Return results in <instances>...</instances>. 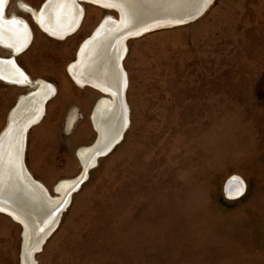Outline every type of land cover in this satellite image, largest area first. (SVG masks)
<instances>
[{"label":"rangeland","instance_id":"374dc122","mask_svg":"<svg viewBox=\"0 0 264 264\" xmlns=\"http://www.w3.org/2000/svg\"><path fill=\"white\" fill-rule=\"evenodd\" d=\"M45 1L10 0L4 14L33 31L18 66L56 89L26 133L25 163L58 198V185L82 174L79 152L97 138L91 114L108 97L75 84L68 68L118 13L80 3L77 32L58 41L35 23ZM126 48L129 127L72 193L36 264H264V0H215L198 21ZM31 91L0 80V133ZM234 177L245 193L228 200ZM10 217L0 213V264H21L23 229Z\"/></svg>","mask_w":264,"mask_h":264},{"label":"bare ground","instance_id":"6f19581e","mask_svg":"<svg viewBox=\"0 0 264 264\" xmlns=\"http://www.w3.org/2000/svg\"><path fill=\"white\" fill-rule=\"evenodd\" d=\"M83 1L104 9L118 7L121 15L120 19L106 18L111 27L109 26L103 35H98L89 48L79 52V63L77 62L76 65L72 63L68 69L70 76L80 87L89 86L111 96L98 102L99 107L93 115L94 126L101 137L103 136L104 143L108 139L118 137L129 124V109L124 98L127 76L121 64L127 51L126 37H121V31L125 25H137L140 20L156 15L163 16L160 21L173 19L179 14L182 15L194 9L202 0H112L120 6L106 0ZM78 2V0H57L45 11L33 13L34 19L42 32L55 40L64 41L68 38L67 35L72 34L73 30L81 24L84 11ZM8 3L9 0H0V46L18 56L30 45L32 33L24 20L3 16ZM19 8L28 10L23 3H19ZM93 40L86 42L84 48ZM20 74L21 76L14 69L13 58L0 59L1 80L32 88L29 94L21 98L19 105L11 113L7 129H11L12 133L0 161V213L13 217L14 221L20 222L25 227L26 241L31 228L35 233H39L52 221L54 216L51 213L65 200L66 196L63 210L68 207L74 192L72 188L80 182L90 165L97 164L98 155L103 150L94 152L96 148L91 146L79 152V159L83 166L82 174L73 181L60 183L56 190L58 198H52L43 186L33 182V177L25 171L22 164L26 133L31 124L41 120L44 113V101L51 96H37L34 105L36 117L29 121L24 113L25 101L34 97L33 95L38 93L39 89L46 91L50 88L52 92L55 89L41 81L31 84L29 77L23 71ZM225 186L228 200H237L245 193V183L240 178L229 179ZM63 210L61 213L64 212ZM57 216L59 217V214ZM25 256L22 262L29 264ZM30 263L36 264L32 255H30Z\"/></svg>","mask_w":264,"mask_h":264},{"label":"water","instance_id":"95a60500","mask_svg":"<svg viewBox=\"0 0 264 264\" xmlns=\"http://www.w3.org/2000/svg\"><path fill=\"white\" fill-rule=\"evenodd\" d=\"M53 1L54 0H46L43 3V5L40 7L39 12L45 11L49 6L53 5V3L56 2L57 0H55L54 2ZM78 1H79L78 3H84L83 0H78ZM106 1H109L111 4L114 3V4L118 5V6H120L115 1H112V0H106ZM214 1L215 0H202L200 3H198V5H196L194 7V9H192V10H190L188 12H184V14H182V15L179 14V16L177 15L173 19H167L165 21H160V19L163 16H157L156 15V16L151 17L149 19L140 20L137 23V25L136 24L135 25L126 24L124 29L121 31V37L122 38L126 37L125 43H127L130 39L140 38V37H142V36H144L146 34H149V33L161 30V29H167V28H172V27H181V26H185V25L194 23V22L198 21L199 19H201L207 13V11L213 5ZM102 9H104V8H102ZM104 10L114 11V12L118 13V19H120L121 15H120V11H119L118 7L117 8H105ZM4 15L6 16L7 13L5 12ZM109 26L110 25H109V23H107V19L106 18L103 19L101 21V23L97 26V28L93 31L91 36L83 41V43L79 47L78 54L81 51H85L86 48H89V46H91L94 43L95 39H97L98 35L100 36V35H103L104 32H107V29L109 28ZM78 28L73 30L72 34H68L67 37H69V35L71 36V35L75 34L77 32ZM91 39H94L93 42L92 43L90 42L91 44L89 43L90 45H87L84 48L86 42L90 41ZM78 54H77L76 60L74 62L75 65L79 63L78 62L79 61ZM10 57L13 58V60L16 63L17 54L14 53V52L10 53ZM101 94L104 95V96L111 97L107 93L101 92ZM49 100H50V98L46 99L44 101V107L47 105ZM18 105H19V101L16 103L15 107H17ZM97 107H99L98 103H96V105H95V107L93 109V112L91 114V122H92V125L94 127V130L97 133V138L94 141V143L92 144V147L96 148L94 150V152H97L99 150L100 151L103 150L100 153V155H98L99 157L97 159H99V158H102V157H106L107 155L112 153V151L117 147V145L123 140L124 134H125L127 128L129 127L130 123L128 124L127 128L125 130H123L121 132V134L118 135V137H115L114 139H110V140L108 139L106 142L103 143V136L101 137L99 131L96 130V128L94 126V123H93V115H94V113L97 112ZM44 115H45V112H44L42 118L44 117ZM10 119L11 118H10V115H9L8 116V120H7V125L4 128V130L0 133V161L2 159V155H3V152L5 150V146L7 144V141H8V139H9L11 133H12L11 129H7ZM36 124L37 123L31 124V126L28 127L27 132L33 126H35ZM97 144H98V146H97ZM25 145H26V140H25ZM100 147H102V148H100ZM25 150H26V146L24 147V150H23L22 164H23V167H24L25 171L28 172L27 171L28 169H27V166H26V163H25ZM96 165L97 164H92V165L89 166V168L86 171V173H84L83 178L80 180V182H78L76 184V186H74L72 188V191L75 192L76 190L79 189V187L84 182V179L88 176L89 170L94 168V166H96ZM48 192L49 191L46 190V193H48ZM54 192L56 194H58V192L56 190H54ZM225 192H226V186H225ZM66 198H67V196L65 197V200H66ZM65 200H63V202L60 203V205L56 208V210L51 213L54 216L52 221L48 225H46L39 233H35V231L31 228V232L27 234V240L26 241L24 239L25 227L20 222L15 221L23 229V235H22L23 242H22V250H21V264H23L22 258H23L24 255H26L25 257H26L27 262L29 264H31L30 263V255H32L33 256V260H35V256L42 251L43 246L46 244L48 239H50V237L55 233V231L57 230V228H58V226L60 224V221H61V217H62V213H63V212L61 213V211L65 207ZM58 214H59V217L57 216ZM56 216H57V219L55 218Z\"/></svg>","mask_w":264,"mask_h":264},{"label":"flooded vegetation","instance_id":"af4514ba","mask_svg":"<svg viewBox=\"0 0 264 264\" xmlns=\"http://www.w3.org/2000/svg\"><path fill=\"white\" fill-rule=\"evenodd\" d=\"M10 1V0H9ZM9 4V3H8ZM8 4H7V6H8ZM6 6V7H7ZM27 8V7H26ZM3 16H4V13H3ZM5 18H9V17H7V15L6 16H4ZM11 17H16V16H11ZM18 18V17H17ZM20 19H22V18H20ZM23 20V19H22ZM25 21V20H24ZM26 22V21H25ZM27 24H28V22H26ZM36 23V25L40 28V30H41V27L39 26V24L37 23V22H35ZM28 26H29V28H30V30H31V33H32V38H33V31H32V29H31V27H30V25L28 24ZM42 31V30H41ZM44 33V32H43ZM32 42V41H31ZM31 44V43H30ZM1 47V46H0ZM29 47V46H28ZM2 49H5V48H3V47H1ZM5 50H7V51H9V52H11L10 50H8V49H5ZM22 52V51H21ZM12 53V52H11ZM1 60H10L11 59V57H9V58H0ZM13 66H14V69H15V71L21 76V74H20V72L21 71H23L25 74H26V72L21 68V67H19L18 66V64H17V62L15 63L14 62V60H13ZM69 69V68H68ZM69 72V71H68ZM27 75V74H26ZM70 75V74H69ZM28 76V75H27ZM29 77V76H28ZM71 77V76H70ZM29 79H30V77H29ZM71 79L73 80V78L71 77ZM1 80V79H0ZM2 82H5V81H3V80H1ZM30 81H31V84L33 83V81L30 79ZM74 81V80H73ZM39 81H37V82H35L36 84L38 83ZM41 82H44V81H41ZM75 82V81H74ZM5 83H7V82H5ZM45 83H47V82H45ZM7 84H9V85H16V86H18V87H29V86H19V85H17V84H14V83H7ZM48 84V83H47ZM75 84H77L76 82H75ZM49 86H52V87H54L53 85H51V84H48ZM78 85V84H77ZM79 86V85H78ZM86 87H89V86H84V87H81V88H86ZM92 88V87H91ZM54 89H55V87H54ZM94 89V88H93ZM55 93H56V89L52 92V90H50V88L49 89H47L46 91H43V90H40L39 89V91H38V93H36L35 95H33L34 97H32V98H29V99H26V101H25V109H24V113H25V115H27V121H29V120H32V119H35V117H36V111L34 110V105H35V102H36V100H37V96H44V95H47V96H51V97H53L54 95H55ZM21 100V99H20ZM32 115V116H31ZM72 122V119H70V123Z\"/></svg>","mask_w":264,"mask_h":264}]
</instances>
